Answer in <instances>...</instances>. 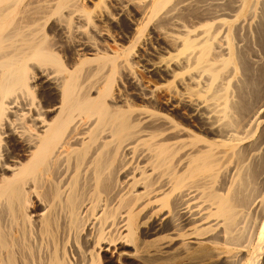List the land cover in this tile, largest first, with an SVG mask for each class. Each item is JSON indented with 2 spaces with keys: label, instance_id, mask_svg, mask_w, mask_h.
Returning <instances> with one entry per match:
<instances>
[{
  "label": "bare ground",
  "instance_id": "6f19581e",
  "mask_svg": "<svg viewBox=\"0 0 264 264\" xmlns=\"http://www.w3.org/2000/svg\"><path fill=\"white\" fill-rule=\"evenodd\" d=\"M113 1L119 14L125 5L134 7V0ZM167 1L150 3L148 18ZM258 3L264 9V0H217L218 26L212 30L205 23L200 41L183 38L175 56L192 54L193 66L207 72L209 82L196 92L200 99L180 97L185 93L179 91L182 101L173 98L167 118L135 105L141 89L129 90L128 97L123 90L111 95L112 75L121 68L118 59L128 56L142 28L131 42L134 35L126 36L130 46L109 56L98 49L100 43L92 46V33L88 38L77 33L80 20L90 17L77 0H0V264H102L100 257L104 261L106 252L115 249L124 264H187L186 259L213 264L219 254L249 245L254 251L248 261L254 260L264 238V191L259 198L255 190L257 179L264 187V134L248 142L246 126L256 109L264 108V57L249 54L250 67L245 51L233 48L229 24L251 18ZM215 11L200 15L207 19ZM263 23L256 36L264 55ZM224 25L218 38L225 47L213 53L211 41ZM65 33L74 36L69 44L62 40ZM83 68L105 71L97 85L93 80L84 85L88 74L83 71L86 76L80 78ZM142 94L155 108L151 96ZM175 102L185 108L183 122ZM190 120L199 133L191 122L194 127H188ZM253 207L262 227L255 241L244 233V219ZM159 232L165 239L160 243ZM125 247L130 249L121 250ZM234 263L227 257L224 264Z\"/></svg>",
  "mask_w": 264,
  "mask_h": 264
},
{
  "label": "rangeland",
  "instance_id": "374dc122",
  "mask_svg": "<svg viewBox=\"0 0 264 264\" xmlns=\"http://www.w3.org/2000/svg\"><path fill=\"white\" fill-rule=\"evenodd\" d=\"M98 1H100V2H98ZM134 1L136 2L135 4H134ZM134 1H133L134 7H133V5H132L133 8H131V6L128 7V5H125L124 6V9H123V11L121 13L122 15H121L118 12H116V10L114 8L115 7L114 6L115 4L113 3L114 2L113 0H103V2H102V0H83V1L82 0H77V3L78 4L80 3V5H81V6L79 5L80 7L84 8L85 10L87 9V11H89L90 17H89L88 22L91 25L88 22H85V20L81 19L80 20L81 26L78 27V29H77L78 32L77 31L76 32L79 34V31L81 30L83 33L80 32V34L84 35V37L86 35V38L89 37L88 39L91 42H93L92 43V46H94V47L97 46L98 47L99 46V43H100L101 47L99 46L98 49L101 52H104L105 51L107 55L112 56L113 53H115L116 51H120L123 47L130 46L131 45V43H130L131 40H133V37H135V35L142 28V31L139 33L138 38L133 43V47H131V49H130V52H129L130 55L128 54V56L126 58L123 56V57H121V58L118 59L119 62H120V63L119 62L118 63L121 64L120 70L122 69L121 70L122 72L118 68V70L120 71V72L118 71L119 74L117 73V70H116V72H114L113 75H112V93H111V95H112V97H114L116 95H122L121 93H122V90H123V92H125V91L127 92V95L126 96L128 97L129 96L128 94H130L131 91H133V90L135 91L136 90V92L139 91L138 92V96H139L138 99L139 98L142 99V97H144V94H142V93H146V94L148 93V95L151 96V99H150L151 100L150 101L151 102V105L153 103H155V104L152 105V106H155V108L154 107H151V106H148L147 102L145 101L146 99H144V98L142 100L139 99L140 102H138V99H136L135 100V105L136 106H140V104H141L142 108L144 107L147 110H151V111L157 112L158 114H161V115L163 114L167 118H171L172 117V115H171L172 114V111L170 110V106H169L170 102L173 104L174 101L177 100V99H178V101L181 102L182 100H181L180 97H182V96H187L188 100L191 98L190 99L191 101L195 100V98L196 99H200L201 97H199L196 94V92L198 90H200V89L201 90H204L205 87H206V85H207V83L209 82V79H208L209 78L208 77L209 74L207 72H205V71H202L200 68H195L193 66V63L191 61V58H193L192 57L193 56L192 54H181L178 57H176L175 55L177 53V49H179L181 47L180 44H182L183 38H186V37L189 38L190 37L191 39H197V41H200V39L202 40L201 37L204 36V34H203V32L202 33H200V32L204 30V24L205 23H210L212 30L215 27L218 26L217 18H219V17H216L217 7L215 6V5H217V0H205V1L204 0H168L160 9H158V11L155 13V15L153 17H151V18H148L150 6H151L150 3L153 4L156 0H134ZM199 1L202 2V4L204 5V7L202 6V4ZM207 2H209V3H207ZM213 2L216 3V4H213ZM187 3H189V4H187ZM211 3L214 5V7H212ZM112 5H113V7H112ZM206 5L207 6H210V8L208 7V9H207L206 8ZM201 6L204 8V10H206L205 12H207V14H206L207 16L201 12V10L203 9ZM143 7H146V8H143ZM191 7H193L194 9H191ZM199 7H200V9H198ZM215 7H216V11H215ZM170 9H172V10H170ZM189 9H191V10H189ZM195 9H196V11H195ZM210 9H211V11H210ZM185 10H187V11H185ZM193 10H194V12H193ZM208 11L210 12V14H211V12H214L215 11V13H212L211 17H209L211 19H209V18L205 19L206 17L210 16V14L208 15V13H209ZM124 12H125V14H123ZM164 13H166V14H164ZM251 13H250L251 14V18H247L246 17V19L244 20L243 17H242L236 23H233V24L230 23L229 24V37H230L231 43L233 44V48L235 50H240L241 49L240 52L244 53V51H245L246 55L247 54L248 55L250 54V55L255 56V54H256V55H259L261 58H263L264 55H263V53H259V49H258V46H257V36H256L257 33H256V28H257L258 25H260L259 23H262L263 20H264V19L263 20L260 19V18H264L263 17L264 16V9L261 10V4L258 3V4L255 5V7L251 11ZM261 13L263 14V16L260 17V14ZM191 14L192 15L194 14V15L192 16ZM200 14H203L206 17L204 18V16L202 17V15H200ZM212 16H214V17L212 18ZM131 18H133L136 22L134 20H132ZM104 19L105 20L108 19V20L105 21ZM124 19H125V21H124ZM163 19H165V20H163ZM137 20H138V22L139 21L140 22L138 23ZM227 20H229V19H227ZM258 20H261L262 22L261 21H258ZM62 21L63 20H61V24H62ZM144 21H146V22H144ZM143 22H144V24H143ZM238 22H240L239 24H241L240 27H238ZM63 24H65L64 21H63ZM78 24H76V25H78ZM191 24H192V26H191ZM245 24L247 25V27L246 28H243V27H245ZM263 24H261L262 25L261 27H263V31H264V25ZM120 25L122 27H120ZM88 26H90V27H88ZM126 26L130 30H127L125 28ZM213 26H215V27H213ZM49 27H50L49 26V23L45 25V28L47 29V34H48L49 38H53L52 37L53 36L52 35L53 33H52V31L49 30ZM120 28H122L123 30L124 29H126V30L123 31ZM98 29L99 30L101 29L100 30L101 32L98 31ZM102 29H103V31H102ZM131 29H134V30L137 29V30L134 32V30L131 31ZM186 29H187V31H184ZM225 29H226V25L218 28L219 32L216 33L215 37H213V39L211 41L214 44V45L212 44L213 45L212 46V52L214 50L213 53H218L219 50L221 51V48H219V46L221 44H222V48H223V46L225 47V44L224 43H219V40L221 38L220 37L221 36L220 34L221 33L224 34L222 31H225ZM252 29L255 31L256 34L254 33V31ZM88 31L90 33H92L91 34V37L88 35V34H90ZM93 31H94V34L97 35V36H95L93 34ZM84 32H85V34H84ZM99 32H100V34H98ZM124 32H125L126 35L123 34ZM197 32H199V34ZM192 33H194L195 36H193L194 34H192ZM196 33H197V36H196ZM244 34H246L247 36L244 35ZM87 35H88V37H87ZM131 35H134V36H132L131 38H129ZM71 36H72V38L74 37L73 34H71V33L70 34L69 33H65L62 36L63 37L62 40L66 41L69 44V42H71V40H72ZM124 36H125V38L123 39L122 37H124ZM126 36L130 39V42L128 41L129 39L126 38ZM174 36L177 37V38H175ZM102 37H103V39H102ZM218 37H220V38H218ZM99 38L102 39L103 41H100ZM217 38H218V41H217ZM247 38H248V40H247ZM92 39H94V40H92ZM172 39H173L174 42L172 41ZM238 39H239V41H235V40H238ZM179 40H181V41H179ZM216 41L218 42V44H216L217 43ZM97 42H98V44H96ZM178 44H179V46H178ZM241 44H242V46L244 45V47H245L244 49L241 46ZM234 46H236V47H234ZM247 49H248V51H246ZM249 51H251V52H249ZM138 52H139V55H138ZM224 52H226V50ZM252 52H253V54H252ZM131 53H134V54H131ZM246 55H245L246 61L249 63V65L250 64L252 65V59L251 58H253V56H250L249 55L247 57ZM182 56H185L186 58H184V57L182 58ZM87 57L91 58L92 55L88 54ZM249 57H250L251 60L248 59ZM146 60H147V63H144ZM138 61H139V64H138ZM142 63L144 64V66H143ZM149 63H150V68L148 66ZM92 64H93V66H92ZM95 64H96V62H91L89 65H91L92 67H94ZM177 64H179V65H177ZM251 65H250V67H251ZM86 67L87 66L85 65L84 68H86ZM176 67H178V68H176ZM84 68L81 69V71H80V78H82V80L84 79L83 78V74H84V76H86L88 74V76H87L88 78L86 77V79L83 80V82L80 79V81L82 82V84L86 85V84H88L89 82H91L93 80L92 82H94V83L96 82L95 85H97L98 82L101 81L98 78H99L100 74H102L103 71H105V68L102 71H100L99 73H97V74H94L96 70L91 71V69L90 70L88 69L89 72L92 73V74H89V72L87 73L88 70L87 69H84ZM179 68H181V69H179ZM171 69L172 70L175 69V71L174 70L172 71ZM252 69H251V72L248 74L249 76H251V77L248 76V78H251V79H249V81H250L249 84L250 85H248V86H250V88L252 87L253 81H254V78H255V75H252V74H255L252 71ZM83 71L86 72V75H85V73H83ZM168 72L171 73V75ZM191 73H192V75H194V77H196L195 79H194V77L192 75H190ZM129 75L130 76L132 75V76L130 77ZM238 75L240 77L239 72H238ZM189 76H192L193 78L192 77L189 78ZM136 77H137V79H135ZM179 78H180V80H177ZM206 79H208V80H206ZM234 79L235 78H233L232 81H234ZM126 80H128V81H126ZM185 80H187L188 83H186ZM193 80H195L194 81L195 83L193 82ZM178 81H180V82H178ZM183 82H184V84H183ZM140 83H141V85H140ZM185 83H186V85L188 84V86H186ZM125 84H127V85L125 86ZM193 84H195L196 86H194ZM201 85H203V86H201ZM130 86H132V88ZM185 86L188 89L185 90V88H184ZM121 87H122V89H121ZM124 87H125V89H124ZM181 87H183L184 89L181 88ZM129 88H131V89H129ZM138 89H141V90H138ZM129 90H130V92H128ZM183 90H185V91H183ZM148 91H150V92H148ZM173 91L175 92V94L173 93ZM179 91H180V94L182 92H184L185 94L184 95L182 94L179 97V95L177 94ZM189 94H190V96H189ZM191 94H193V95H191ZM34 96H35L36 99H38L37 93H35ZM172 99H173V101H172ZM249 101H251V99ZM253 104L254 103L249 104L250 105V108L252 107ZM182 106H183L182 103L175 102L174 109L177 108L176 112L177 113L179 112L178 113L179 120L183 122L184 121V118H185L184 116H186V115H184V114H186V111H185V108L184 107L183 108H180ZM253 108H255V106ZM253 108H251L252 111L254 110ZM180 109H181V115H180ZM164 110H166V111H164ZM256 110L257 111H256V114H255V118H253V120L246 126V130H247V127H248V130L250 129L249 130L250 132L249 131L247 132V134H249L248 135V142H252V141H254V139L256 140L261 135V133H262V135L264 134L263 133L264 132V129H263V127H264L263 126L264 125V108L263 107H260V108H257ZM190 122L195 126V128H193L192 130H195L197 128V125H195V122L194 121L190 120L188 122L189 125L187 124L190 129L192 127H194ZM251 127L253 129H251ZM197 130L198 129H196L195 131L197 133H199V131H197ZM258 134H260V135H258ZM260 153H263V151L260 150L257 155L258 156H261L262 154H260ZM261 162H262V164H264L263 163L264 160H261ZM260 181H261L260 179H257L256 185H255V190L257 189L256 192L258 193L260 191L258 193V197L259 198L261 196H263V191H264V187H263V185L261 186V182ZM259 184H260V186H259ZM256 186H258V188H256ZM257 199L255 200L256 202H257ZM256 202H254L253 205H255ZM250 209H251V211H250ZM250 209L248 210V215H246V218L247 217H250V218H248V221H247L246 218L244 219V221H246V222H244V226H245L244 227V233H245V236H246L245 238H251L253 241H255V238L257 236V233L262 230V227L261 226H258L259 225L258 222H260L261 219H259V218L257 219V216H259V213L257 212L258 210H256L254 207L253 208H250ZM249 213H250V215H249ZM254 214H256V215H254ZM252 221H253V223H252ZM254 224H255V226H254L255 229L253 228V225ZM246 228H248V229H246ZM162 233L164 234V232H159L158 234H156V236H158L157 237L158 238V243H160V242H162V241L165 240V239H162L163 236H164ZM140 238H141L140 232H137V234H136V240L138 241ZM188 240L189 241H193L194 239H192V237H190V238H188ZM174 242H177V240H175ZM249 246H248V250L246 248H241L239 250H234L233 252H230V253H221V254H219L220 256H218V258L216 259V261L213 262V264L214 263L215 264H219V263L220 264H224L225 263V259H227V257H228V259H232L235 262H237V263H234V264H242V263L243 264H251V263L252 264H264V238L260 242V245L258 246V249L254 252V253H257V255H255V257L253 258L254 260H250V261H248V259L250 258V254L253 253L254 250H250V247ZM125 248L124 249H121V250L125 251V250H129L130 249L129 247H125ZM114 251L115 252H113L112 254H110L109 252H106V258L104 259V261H103L102 257H100L99 262H101L102 264H107L106 263V260L108 261L109 259H112V260L116 261V262H114V264H124V259H122L119 256H117L116 249ZM237 259L239 260V263H238V260ZM194 260L195 259H186L185 260L186 261L185 263H187V264H202V262H196L195 263Z\"/></svg>",
  "mask_w": 264,
  "mask_h": 264
}]
</instances>
